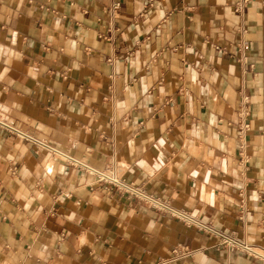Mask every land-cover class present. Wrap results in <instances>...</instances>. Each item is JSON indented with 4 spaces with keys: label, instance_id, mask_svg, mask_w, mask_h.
<instances>
[{
    "label": "crops",
    "instance_id": "crops-1",
    "mask_svg": "<svg viewBox=\"0 0 264 264\" xmlns=\"http://www.w3.org/2000/svg\"><path fill=\"white\" fill-rule=\"evenodd\" d=\"M219 233L264 254V0H0V264H264Z\"/></svg>",
    "mask_w": 264,
    "mask_h": 264
},
{
    "label": "built area",
    "instance_id": "built-area-1",
    "mask_svg": "<svg viewBox=\"0 0 264 264\" xmlns=\"http://www.w3.org/2000/svg\"><path fill=\"white\" fill-rule=\"evenodd\" d=\"M250 1L251 0H241V3L246 4V3H249ZM244 58H246V56ZM246 115H247V112H243L241 114V120H240V124H239V129H240L239 136L241 138L244 137L246 131L250 127V123L248 121H246ZM41 146H46V144L41 143ZM99 178L115 185L119 189H122L128 193L139 196V197L149 201L155 207H158L159 209H163V210L169 212L171 215L176 216V217L184 220L187 223L196 225V226H198L201 229H204L206 231H213V229H211L209 226L200 223L197 219H195L194 217H192L188 213L183 212L181 210H178L175 207H173L172 205H170L168 202H165L158 197L148 195V194L144 193L143 191L139 190L138 188H136V187H134V186H132L126 182H123L119 179H116V178L111 177V176L104 174V173H101L99 175ZM219 236H220L223 244L234 246V247H240L241 249L248 251L251 255L264 260V254L260 253L259 251H256L251 245H247L245 243H242L239 240H237L235 237L227 235V234L219 233ZM191 254L192 253H191L190 249H188L187 247H184V248L175 247L173 249V256L175 258L184 257V256H188Z\"/></svg>",
    "mask_w": 264,
    "mask_h": 264
}]
</instances>
